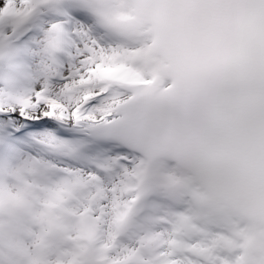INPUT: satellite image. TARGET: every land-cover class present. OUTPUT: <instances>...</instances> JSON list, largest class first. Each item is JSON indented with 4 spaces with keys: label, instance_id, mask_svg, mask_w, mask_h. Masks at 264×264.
<instances>
[{
    "label": "snow or ice",
    "instance_id": "1",
    "mask_svg": "<svg viewBox=\"0 0 264 264\" xmlns=\"http://www.w3.org/2000/svg\"><path fill=\"white\" fill-rule=\"evenodd\" d=\"M0 264H264V0H0Z\"/></svg>",
    "mask_w": 264,
    "mask_h": 264
}]
</instances>
